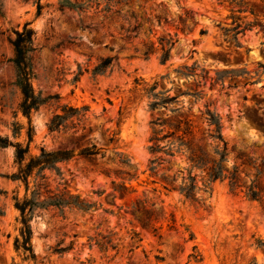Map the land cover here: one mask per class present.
Instances as JSON below:
<instances>
[{"label":"rangeland","instance_id":"1","mask_svg":"<svg viewBox=\"0 0 264 264\" xmlns=\"http://www.w3.org/2000/svg\"><path fill=\"white\" fill-rule=\"evenodd\" d=\"M36 1L0 0V138L23 146L27 143V119L18 111L22 96L15 86L11 43L15 32L28 24L37 49L32 88L42 98H54L31 115L29 154L38 156L41 149L75 151L70 161L58 165L63 181L45 172L49 190L80 197L94 207L87 214L66 209L62 217L57 210L37 211L30 223L36 261L23 262L14 250L21 225L12 199L17 193L21 198L24 190L7 179L17 171L14 148L0 150V264H264V249L255 246L257 240L264 241V205L230 194L225 183L213 186L211 198L199 192L204 202L191 204L176 192L167 194L159 186L150 185L153 179H148V173L141 175L152 159L147 152L150 123L158 117L166 119L168 110L182 106L185 115L204 128L201 114L208 107L221 118L230 151L229 165L245 163L244 172L250 178L258 171L264 180V0H243L253 15L249 11L238 13L225 0H130L124 11L142 20L150 19L154 31L148 37L141 33L129 43L122 42L114 28L113 37L81 30V21L85 25L90 21L61 10V0H42L43 10L36 16ZM186 13L196 25L182 33L177 30L178 19ZM232 15L254 25L238 36L240 48L226 40L233 33L226 35L223 31L233 28ZM156 16L174 22L158 27ZM166 35L177 40L169 61L161 65L157 53L144 59L143 45L157 46V39ZM115 56L119 65L111 74L92 76L99 59ZM194 64L198 66L195 76L177 73ZM202 69L209 79L199 76ZM221 71L242 73L211 88L210 80ZM162 76L167 78L161 82L164 89L158 91H168L170 97H178V103L158 115L149 112V100L134 88L136 80L151 85ZM196 85L201 97L194 102L184 94ZM62 106L88 107L89 112L80 123L74 121V129L49 133L47 126L54 115L61 113ZM14 124L23 128L18 136L13 134ZM110 139L114 141L110 143ZM92 145L102 149L103 158L78 155ZM116 154L128 159L132 168L121 166ZM168 167L171 175L178 170L175 162ZM121 173L135 174L138 180H123L126 176L118 175ZM123 182L136 193L122 199L118 194L108 197L114 185ZM153 189L158 192L154 194ZM138 199H146L148 206L155 204L160 214L163 209V219L155 224L160 228L157 235L141 229L126 213ZM132 232L140 236L138 249L130 240ZM107 233L115 234L112 240L118 251L89 249V239ZM60 241L66 246L74 242V249L63 256L54 254L52 249Z\"/></svg>","mask_w":264,"mask_h":264},{"label":"trees","instance_id":"2","mask_svg":"<svg viewBox=\"0 0 264 264\" xmlns=\"http://www.w3.org/2000/svg\"><path fill=\"white\" fill-rule=\"evenodd\" d=\"M42 0L36 1V16H40L43 6L40 4ZM130 0H61L59 8L61 10H69L75 12L78 16L84 17L90 21L85 25L81 21V30H90L103 32L109 37H113L111 30L120 35L122 42H131L138 39L143 33L147 37L153 34L152 23L150 19L142 20L128 8ZM231 8H237L238 13L249 11L253 15V11L248 9L243 0H225ZM92 13L91 17L87 15ZM233 14L234 12L231 11ZM1 14V5H0ZM233 28L231 30H223L224 34L233 33L229 40L234 44V47L240 48L238 36L244 35L254 25L242 22L240 18L232 15ZM180 32H190L192 27L196 25L190 13H186L184 18H179ZM174 21L167 17L156 16V24L158 27L162 25L170 26ZM191 22V24H188ZM146 29H144V27ZM201 35L205 32L201 31ZM34 31L26 24L21 31L14 34V40L11 43L13 49L12 65L15 72V86L20 91L22 101L18 107L19 113L27 119L26 137L27 143L23 146L20 143H12L8 139L0 138V150L8 147L14 148L15 164L17 171L7 177L13 183L23 186L24 195L20 198L17 193L13 197V207L19 213V223L21 225L19 237L14 241V250L23 262H35V255L31 246L32 231L30 223L38 211H48L49 209L57 210L62 217L64 210L76 211L82 214H87L91 211L94 205L84 202L77 196H71L68 193H53L49 190L47 183L48 178L45 172L54 173L61 181L62 173L58 168L61 163L70 161L75 151H46L40 150L38 156L29 154V147L32 143L33 128L31 126V115L37 112L42 106H46L54 98H42L40 94H35L32 88V81L35 78L33 69V55L37 49L34 46ZM177 35H174L176 38ZM157 46L154 43L144 44L141 55L144 59H149L151 55L159 54L158 60L161 65H165L171 55V50L177 44V40H173L169 35L162 36L157 39ZM112 51V49H110ZM137 51V50H136ZM118 57H107L98 60L91 74L93 77L104 76L111 74L118 67ZM198 66L194 64L192 67H182V71H177L180 76H195ZM242 72L237 71H221L216 73V76L211 81V88L217 84H222L225 79L237 78ZM80 75V74H79ZM203 80L209 79V74L205 70H201L199 75ZM167 76H162L158 80L153 81L151 85L145 84L143 81H135L134 90H141L144 96L149 100L148 110L151 113H157L167 108L171 104L178 103V97H170L168 91H158L159 88L164 89L161 82ZM198 85L190 93L184 95L189 96L194 102L201 97V92L198 91ZM141 88V89H138ZM170 115L166 119L158 117L153 120L150 125L152 134L149 139L148 154L152 157L148 161L146 171L141 175L148 173V179H153L149 182L150 185H156L167 194L176 192L185 201L191 204H201L204 200L198 197L199 192L207 194L211 198L213 194V186L216 183H225L228 192L232 195H242L245 200L251 203L264 205V180L262 173L255 171L253 178L244 172L245 163L241 166L229 165L228 157L230 151L228 143L223 135V125L221 118L214 111L205 107V111L201 114L202 124L204 128L199 126L190 116L185 115L184 107L172 108L168 110ZM89 112L88 107L73 108L68 106L61 107V113L54 115L50 120L47 129L49 133H60L68 129H74ZM23 128L18 125H13V134L18 136ZM114 140L110 139V143ZM78 155L85 159L103 158L102 149H98L95 145L86 147L78 152ZM118 163L126 168H132L130 161L123 158L121 154H116ZM183 162L184 166L181 167ZM171 162H175L178 170L175 174H170ZM167 165V166H166ZM125 175L128 182L137 181L138 177L129 173L118 174ZM155 194L157 189H153ZM136 191L132 187H127L123 182L115 186L112 194L108 197H113V194H118L122 199L127 194H133ZM115 199V198H112ZM122 210V208H118ZM158 213L155 204L147 205L146 199H138L127 212L134 218L136 223L143 230H150L157 235L160 228H155V224L163 219V209ZM115 234L107 233L106 235L99 234L94 239H89L88 247L97 248L100 251L107 252L109 249L118 251V247L113 244L112 238ZM160 239V237H159ZM132 245L139 248L141 242L139 234L132 232L130 238ZM75 243L70 242L67 246L64 241H60L52 249L56 255L63 256L74 249ZM256 248L264 249V241L257 240ZM133 250H130L132 252ZM158 262L162 261L156 258ZM250 264H257L253 261Z\"/></svg>","mask_w":264,"mask_h":264}]
</instances>
